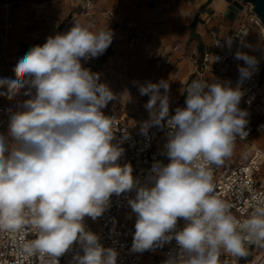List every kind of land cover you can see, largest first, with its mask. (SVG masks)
I'll return each instance as SVG.
<instances>
[{"label":"clouds","instance_id":"1","mask_svg":"<svg viewBox=\"0 0 264 264\" xmlns=\"http://www.w3.org/2000/svg\"><path fill=\"white\" fill-rule=\"evenodd\" d=\"M112 40L108 27L93 30L75 21L19 59L15 79L0 78V96L12 100L27 88L31 97L10 115L7 135L0 133V231L21 235L20 255L38 256L42 264H59L76 243L83 254L74 256L75 264H117V252L103 247L84 222L101 217L113 194L137 187L131 165L118 163L124 149L113 143L116 118L102 111L116 96L82 64L102 55ZM235 58L246 65L239 67L241 80L249 78L257 59L240 51ZM169 87L165 80L139 87L150 96V119L141 132L167 127L170 162H156L152 186L138 187L128 201L136 214L131 250L175 239L178 253L164 264H220L222 253L245 257L248 246L264 248V191L246 186L250 211L240 218L213 181L237 137L248 135V113L238 107L244 93L239 85L193 79L186 107L170 116ZM25 230L35 238L24 240Z\"/></svg>","mask_w":264,"mask_h":264},{"label":"rangeland","instance_id":"2","mask_svg":"<svg viewBox=\"0 0 264 264\" xmlns=\"http://www.w3.org/2000/svg\"><path fill=\"white\" fill-rule=\"evenodd\" d=\"M229 1L243 3V0ZM244 5L248 17L255 15L251 5ZM75 21L91 24L93 30L108 27L114 32L105 59L100 55L82 60L85 68L100 74V83L106 84L116 96L102 109L104 114H116L132 128L141 129L143 122L150 119L145 107L150 96L141 95L139 87L161 80L170 85L169 112L175 114V109L184 101L186 82L197 77L200 53L195 45L191 42L180 44L179 40L138 23L114 24L111 15L98 8L95 0H0V77L15 79L13 69L19 59L34 46H42L49 36L68 31ZM258 24L251 29L242 52L261 58L264 55V25L260 20ZM241 66H246L245 62L238 60L237 67ZM27 90L22 89L12 100L6 97V102L20 109L23 101L31 98L24 94ZM160 91L163 94L164 90ZM260 138L254 137L258 142ZM245 147L242 145L240 152L234 148L232 157L223 166L230 165L235 156L236 162L248 159ZM259 179L264 182V175ZM258 252H264V248L255 246L248 256Z\"/></svg>","mask_w":264,"mask_h":264},{"label":"built area","instance_id":"3","mask_svg":"<svg viewBox=\"0 0 264 264\" xmlns=\"http://www.w3.org/2000/svg\"><path fill=\"white\" fill-rule=\"evenodd\" d=\"M243 12L247 14L245 8ZM252 18L254 23H259V19L255 15ZM250 23L233 34L213 40L203 55L201 76L197 78H204L211 83L215 80L223 82V78L229 76L238 61L234 53L238 52L244 43L251 27ZM216 57L219 59H215ZM256 70L249 78L243 80H241L239 73L230 83L234 88L239 85L244 93L238 107L247 111V117L257 119L256 123L246 125L247 137L245 139L237 137V140L248 142L256 134L263 137V145L252 152L248 161L221 166L215 168L213 172L215 191L220 194L222 199L233 205L232 212L240 218H244L250 211L248 203L250 193L246 186L250 185L256 191H264V187L258 182L260 173L264 171V80L260 79ZM207 73L213 75L211 80L205 77ZM186 95L185 91V99L181 108L186 107ZM5 99L6 96H0V133L4 132L7 135L10 115L20 109L13 108ZM105 115L116 118L119 130L114 133L113 143L124 149L118 163L121 166L131 165L137 187L120 195L113 194L109 206L101 217L96 220H92L90 217L85 218L86 228L99 236V242L103 247L113 248L117 252V264H164V261L169 257L178 253L175 239L143 252L132 251L136 214L132 212L128 201L135 198L138 187L152 186L153 173L151 169L156 162L164 165L170 162L165 148L169 130L166 126H152L145 135L141 129H134L129 126L124 118L113 113ZM163 124L166 125V120ZM183 225L184 221L179 220L178 230ZM22 238L29 240L35 237L34 234L25 230ZM20 239L21 235L0 231V264H42L38 256L29 258L20 255L18 248ZM254 247L255 245L248 246V254ZM77 254H83L78 243L59 257V264H75L73 258ZM219 260L220 264H264V252H258L252 257L248 255L233 257L222 253Z\"/></svg>","mask_w":264,"mask_h":264},{"label":"crops","instance_id":"4","mask_svg":"<svg viewBox=\"0 0 264 264\" xmlns=\"http://www.w3.org/2000/svg\"><path fill=\"white\" fill-rule=\"evenodd\" d=\"M97 7L106 10L111 15L114 24L117 23H138L141 26L154 29L156 32L165 33L167 36L179 40L180 44L191 42L195 45L196 51L200 53L198 68L196 70L197 77L201 76L203 55L211 46L215 38H224L251 22L249 32L239 51L242 52L247 44L251 29L258 26L253 22L252 17L244 14V3L229 0H95ZM194 34V35H193ZM237 52L234 53V55ZM256 65L257 75L264 80V55L259 58ZM239 74L237 64L232 68L228 77L223 78V82L229 83ZM196 77V78H197ZM205 77L209 80L213 78L211 73H207ZM190 82V81H189ZM189 82L184 86L185 88ZM234 88V87H233ZM184 102V101H183ZM182 105V104H181ZM248 124L257 122L255 117H246ZM258 136L261 141L254 139ZM254 135L252 140L248 142H236L235 149L241 150L244 145L248 159H240L236 162L237 156L230 165L249 160L252 152L259 146L263 145V137ZM254 140H256L254 142ZM264 175V171L259 177ZM258 177V178H259ZM259 184L264 187V182L258 180Z\"/></svg>","mask_w":264,"mask_h":264},{"label":"water","instance_id":"5","mask_svg":"<svg viewBox=\"0 0 264 264\" xmlns=\"http://www.w3.org/2000/svg\"><path fill=\"white\" fill-rule=\"evenodd\" d=\"M243 3L251 5L253 13L264 25V0H243Z\"/></svg>","mask_w":264,"mask_h":264},{"label":"trees","instance_id":"6","mask_svg":"<svg viewBox=\"0 0 264 264\" xmlns=\"http://www.w3.org/2000/svg\"><path fill=\"white\" fill-rule=\"evenodd\" d=\"M194 35V34H193ZM113 37H114V32H113ZM113 41V40H112ZM111 46H112V43L110 44V46L106 49V51L102 54V57H103V59H105L106 58V56L109 54V51H110V49H111ZM247 258V257H246ZM245 258V259H246Z\"/></svg>","mask_w":264,"mask_h":264}]
</instances>
